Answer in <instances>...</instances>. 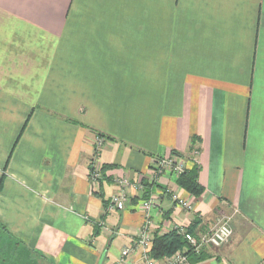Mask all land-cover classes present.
Here are the masks:
<instances>
[{"label":"crops","instance_id":"crops-1","mask_svg":"<svg viewBox=\"0 0 264 264\" xmlns=\"http://www.w3.org/2000/svg\"><path fill=\"white\" fill-rule=\"evenodd\" d=\"M121 178L152 237L230 220L190 264H264V0H0V224L53 264H143Z\"/></svg>","mask_w":264,"mask_h":264},{"label":"built area","instance_id":"built-area-1","mask_svg":"<svg viewBox=\"0 0 264 264\" xmlns=\"http://www.w3.org/2000/svg\"><path fill=\"white\" fill-rule=\"evenodd\" d=\"M100 145V140L98 139L95 143L94 147V156H97L98 149ZM171 161L161 160L157 163V169H160L164 164H170ZM178 172H181L183 169L181 166L177 165L174 167ZM90 181L92 184H95L98 180L102 179V170L96 165H92L90 173H89ZM117 185L120 190L112 195L109 198L107 209L110 211L113 210H123L126 204L125 192L122 191L123 188L128 186H133L137 188H142L141 182L129 181L127 179L121 178L117 180ZM172 198L174 201L182 206L185 209H190L191 205L188 201H185L181 198H178L176 195H173ZM154 204L152 198H147L142 202V207L145 210V218L142 227L140 228L137 234L136 245L141 247V258L143 260V264H156V260L152 258L149 254V249L151 246V232L150 221L148 212L152 205ZM180 233L183 235L184 239L188 243V245L193 249L194 252L198 253L207 246L212 247H220L228 242V240L232 236V228L230 226V220L226 217L220 218L207 232L200 235L199 237H195L189 232H185L182 228H180ZM130 249L124 248L121 251L122 256H127L129 254ZM167 264H190L188 258L184 255L182 251H175L172 255L166 257Z\"/></svg>","mask_w":264,"mask_h":264},{"label":"trees","instance_id":"trees-1","mask_svg":"<svg viewBox=\"0 0 264 264\" xmlns=\"http://www.w3.org/2000/svg\"><path fill=\"white\" fill-rule=\"evenodd\" d=\"M97 137L103 138L102 134H97ZM106 138V137H105ZM173 154V153H172ZM113 165H103L101 170L109 168ZM91 170V168H90ZM90 173V172H89ZM143 187V198L147 199L149 197V187L152 186L150 183H147L142 180L141 182ZM176 184L181 187L183 190L198 197L203 192V187L198 183V166L196 164L192 165L191 168L183 169L178 173ZM109 200H106L108 207ZM184 230V229H183ZM189 232V230H184ZM98 233L96 228L93 232V236ZM175 251H182L184 255L188 258L189 263L199 261L204 259L203 252H194L193 249L188 245L183 235L180 233V228L171 230L163 234H154L151 240V246L149 249V254L154 259H163L172 255Z\"/></svg>","mask_w":264,"mask_h":264},{"label":"rangeland","instance_id":"rangeland-1","mask_svg":"<svg viewBox=\"0 0 264 264\" xmlns=\"http://www.w3.org/2000/svg\"><path fill=\"white\" fill-rule=\"evenodd\" d=\"M0 264L53 263L40 253L33 251L22 240L7 233L4 227L0 224Z\"/></svg>","mask_w":264,"mask_h":264},{"label":"water","instance_id":"water-1","mask_svg":"<svg viewBox=\"0 0 264 264\" xmlns=\"http://www.w3.org/2000/svg\"><path fill=\"white\" fill-rule=\"evenodd\" d=\"M98 264H100V262Z\"/></svg>","mask_w":264,"mask_h":264}]
</instances>
